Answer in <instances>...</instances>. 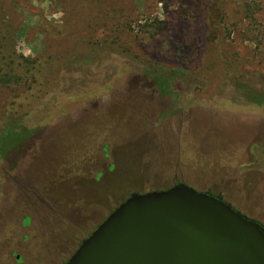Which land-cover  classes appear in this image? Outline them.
Masks as SVG:
<instances>
[{
  "label": "rangeland",
  "instance_id": "rangeland-1",
  "mask_svg": "<svg viewBox=\"0 0 264 264\" xmlns=\"http://www.w3.org/2000/svg\"><path fill=\"white\" fill-rule=\"evenodd\" d=\"M179 184L264 226V0H0V264Z\"/></svg>",
  "mask_w": 264,
  "mask_h": 264
},
{
  "label": "water",
  "instance_id": "water-1",
  "mask_svg": "<svg viewBox=\"0 0 264 264\" xmlns=\"http://www.w3.org/2000/svg\"><path fill=\"white\" fill-rule=\"evenodd\" d=\"M67 264H264V226L180 184L131 195Z\"/></svg>",
  "mask_w": 264,
  "mask_h": 264
},
{
  "label": "flooded vegetation",
  "instance_id": "flooded-vegetation-1",
  "mask_svg": "<svg viewBox=\"0 0 264 264\" xmlns=\"http://www.w3.org/2000/svg\"><path fill=\"white\" fill-rule=\"evenodd\" d=\"M205 193H206V192H205ZM207 193H210V192H207ZM210 194H211V193H210ZM212 195H213V194H212ZM214 196H215V195H214ZM216 197H220V196H216ZM220 198H222V197H220ZM96 230H97V229H96ZM96 230H95V231H96ZM93 233H94V232H93ZM93 233H92V234H93ZM92 234H91V235H92ZM91 235H90V236H91ZM90 236H89V237H90ZM89 237H88V238H89ZM88 238H87V239H88ZM87 239H86V240H87ZM86 240H84V241L82 242V244H83ZM82 244H81V245H82ZM81 245H80V246H81ZM79 248H80V247H79ZM76 252H77V251H76ZM76 252H75V253H76Z\"/></svg>",
  "mask_w": 264,
  "mask_h": 264
},
{
  "label": "trees",
  "instance_id": "trees-1",
  "mask_svg": "<svg viewBox=\"0 0 264 264\" xmlns=\"http://www.w3.org/2000/svg\"><path fill=\"white\" fill-rule=\"evenodd\" d=\"M180 185V184H179ZM184 185H186V184H184ZM186 186H188V185H186ZM207 193V192H206ZM223 199V198H222ZM224 200V199H223ZM225 201V200H224ZM226 202V201H225ZM227 203V202H226Z\"/></svg>",
  "mask_w": 264,
  "mask_h": 264
}]
</instances>
